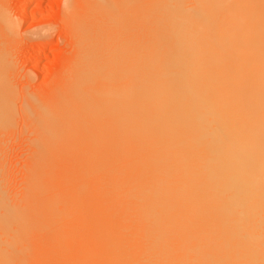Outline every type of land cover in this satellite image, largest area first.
I'll return each mask as SVG.
<instances>
[{"label":"bare ground","instance_id":"6f19581e","mask_svg":"<svg viewBox=\"0 0 264 264\" xmlns=\"http://www.w3.org/2000/svg\"><path fill=\"white\" fill-rule=\"evenodd\" d=\"M70 5L77 50L68 78L53 100L27 104L30 124L55 145L36 146L21 203L0 189V264L32 260L33 252L21 255L26 245L46 264H263L264 0ZM1 72L0 124L13 106ZM59 145L80 153L83 174L46 161L64 153ZM125 175L131 188L121 186L128 192H119V204L108 182L126 184ZM86 179L101 189L96 202L90 186L93 205L111 202L112 187L108 194L114 188L115 201L130 210L134 230L124 240L123 230L116 234L122 243L107 239L99 221L90 231L96 225L88 218L101 209L83 201ZM81 195L96 211L83 217L84 234L80 222L79 229L60 223ZM48 218L59 222L45 225V234L40 222Z\"/></svg>","mask_w":264,"mask_h":264},{"label":"rangeland","instance_id":"374dc122","mask_svg":"<svg viewBox=\"0 0 264 264\" xmlns=\"http://www.w3.org/2000/svg\"><path fill=\"white\" fill-rule=\"evenodd\" d=\"M72 1L73 0H0V16H1L0 17V19H1L0 20V31H1L0 32V70H2V72H1L2 75H3V73L5 74L4 75V76H6L5 79L8 80V82H9L8 84L10 85L9 87L12 90L11 91L12 96H10V98H12L11 104L13 105V106H11L9 117L8 116L5 117L3 120L4 122L1 121V124H0V169H1L0 170V172H1L0 173L1 174L0 180L2 179L1 180L2 184L0 181V185H1L0 189L1 190L4 189V192L6 190L8 192V195H7V192L5 193L6 197H8L7 199H9V201H13L15 203L21 197L24 196L23 194L25 193V191L28 187L27 186L29 184V177L28 176H30L29 175L30 170L28 171V169L31 168L29 166H31L30 163L32 162L31 160H33L32 156H34L33 153L35 152L34 150H35L36 146L41 145L47 151H51L52 150L51 145L54 143L53 141H56V138H55V140L52 139L53 141H51L50 138H53V137L50 135L48 136L46 134L43 136V138L39 137V135H38L39 132L36 131V127H38L37 130L39 129V131H40V127L37 124H35V125H37L36 127H35V125H31V124H34V122H33V119H29L30 117L28 115L27 104H28V102H30V100H34V99L37 101L41 100L42 102H44L45 100H47V101L53 100L55 98V96L53 95V94H55V90L57 88H59L61 85H63L68 78L69 71L73 66L72 61L75 57L74 53L77 50V45H76L77 42H75L76 41L75 40L76 39V32H75V28H74L75 24L72 23L71 18L69 16L70 12L73 11L72 9L71 10L69 9V6H71L70 4L72 3ZM25 114H27V115H25ZM27 119H28V121H27ZM29 121L31 122V124ZM51 123H53V122L49 121V125ZM46 137H49V138L46 139ZM60 143H63V141ZM54 145L55 144H53L52 147ZM59 146H61V145H59ZM260 147H258V149L259 148L262 149L264 146H260ZM61 148L63 149V152H64L62 155H60L58 157H56L55 155H47L45 157L46 161L63 165L64 167L60 168V170H59L60 172H63V171L64 172L71 171L74 173L78 172L79 171V164L82 163V157L79 156L80 153H78L77 150L70 151L64 145H62ZM252 160H253L252 161L253 164H257L259 159L257 157H253ZM71 168H74V169H71ZM76 174L79 175V174H83V173H76ZM94 174H96V173H94ZM94 174H92V175H94ZM97 174H98V172H97ZM71 175H73V173ZM92 175H90V177H93ZM85 176L87 177L89 175H85ZM125 176L127 178L126 184L121 183L122 181H120V179H119L121 177L116 179V180H118L119 183H116L117 181H115V180L113 182L112 177H111V181H110V179H108L110 182L103 181V179H101V177L107 179V176L104 177V175L101 176L99 178V180L100 181L102 180L101 183H104V185H107V182H108L109 186L110 185L112 187L116 186V187H114V188H116L115 191L119 190L117 192V194L121 191V195L125 196L127 194L126 192H128V191L125 189L123 190V188H125V187H126V189L129 187L131 188V185H130L131 182L129 181L130 179L128 178L129 175H125ZM82 177L81 178L79 177V180L76 179V181L79 182L82 179ZM90 177H88V178H90ZM69 178H70V175H69ZM73 178H74V182H75V177H73ZM76 178H78V177L76 176ZM96 178H98V177H96ZM91 179L93 181L95 180L94 178H90L88 180H91ZM106 179H104V180H106ZM88 180L85 182L83 181L85 184H87V185H85V186H87V189H86V187H84L85 191L82 193V195L85 193L83 195L84 200L82 199V195H81V198L79 197L80 195L77 197L79 199V201L77 198H73L74 200H76L74 202L79 205V206H77L73 202V199L72 200L70 199L69 202L72 205L69 204V202H68V204H67V215H68V217L70 215H72V217L71 216L69 218L66 217L63 221H60V223L62 224V226H68L70 224V222H72L71 223L72 226L74 224H76L77 222L78 223L80 222L79 224H82V225H84V224L87 225L86 224L87 222H85V221H84L85 223H82V222H83L84 218L86 220V218H88L87 216L90 215L89 211L91 210L93 213H95L97 210L100 211V209H101L100 213L97 211L96 214H94V215L91 214L92 215L91 219L90 218H88V219L90 221H92V225L93 224L96 225V222L99 221L98 223H99L100 227L102 226V230L104 232L106 231L105 237H107V236L109 237L112 234H114L111 237H109V239L111 238L110 240H115V241L119 242V244L122 243L123 242L122 238L120 237V235H116V234L119 233V231H121V232L124 231L123 236L125 235V237H123L121 234V236L123 237V240H124V239L128 238L130 236L131 232L134 230V221H133V218H131L132 216L130 214L131 213L130 210L128 208L122 207L121 205L120 206L118 205V203L121 204L122 202H124V201H120V200H124V199H122V196H121V198L119 197L120 193L118 194L120 202L117 201L118 202L117 203L115 201V199H116L115 197H117L116 196L117 194L114 191V188L112 189L113 190V194H112L113 196L108 194L109 193L108 191H110V189L112 187H110V189L108 191L106 190L107 193H105V196L108 195V197L111 198V199H109L106 196L107 197L106 200L112 202V203L108 202L109 204L111 203V205H109L106 201L105 202L103 201L104 202L103 205L100 203L99 204L97 203L98 206L96 204L93 205L92 200H95L96 198L92 199V198H89V196L91 197V195L92 196L96 195V196H98V198H100L99 196H101V195H98L97 191L101 192V189L99 188V190H97L98 189L97 187L101 183L98 182L99 180L98 181L96 180L99 184V185H97L96 182L94 181L96 186H97L95 188V186L94 187L91 186V184H92L91 182H93V181H90V184H89ZM122 180H124V179H122ZM71 182H73V180H71ZM94 182L92 185H95ZM3 183L5 184L4 185L5 187L2 186ZM127 184H129L128 185L129 187L127 186ZM104 185H101V186L103 187ZM90 186L92 187V190L95 188V190H93V192L94 191L96 192V193L94 192V195L92 192L89 191L91 189ZM109 186L107 185L105 187H109ZM121 186H125V187H122V190H121ZM118 187H120V188H118ZM105 189H104V191H105ZM112 190H111V193H112ZM102 191H103V189H102ZM124 191H126V192H124ZM89 193H91V194H89ZM123 193H124V195H123ZM86 194H87V196H85ZM102 194H103V192H102ZM9 196H10V198H9ZM11 196L12 197L15 196V197L12 198ZM86 197H88V198H86ZM113 197H114V199H113ZM15 198L18 200L15 201ZM81 199L83 201H87V199H88V201H90L89 199H91L90 203H91V205L97 207L96 211H95L93 206H90V203L88 204L89 207H88V205L87 206L85 205L86 203H88V201L86 203L84 202L85 203L84 204L83 201H81ZM101 199H102V197L100 199H98L97 201L96 200L95 201L98 202ZM112 200H114V202ZM116 200H118V198ZM19 201L21 203L22 199H20ZM80 202H82L81 205H80ZM113 203H114V205H112ZM115 203H117V204H115ZM99 205L103 206V208H101ZM107 205L109 207H107ZM70 207H71V209H70ZM77 207L79 209L82 207V209L79 210V211H81V210L82 211L81 212L78 211V213H76L77 212L76 210H78ZM87 207L89 208V210ZM113 207H115V208H113ZM85 208H87V209H85ZM83 209L85 211L88 210V211H86V213H88V214L84 213L85 211L83 212ZM110 209L113 211H111ZM122 209H123V211H122ZM70 211H72V212L70 213ZM82 212L84 215L82 214ZM115 213H116V217L118 219V222L120 221L122 223V221H124L123 223L125 225L121 224V225H123L122 227L121 226L119 227L120 224L118 222H116V220H117L116 218H115L116 220L115 219L112 220L114 217L113 215ZM117 213H120V214H117ZM81 214H82V216H81ZM104 214H106V216ZM107 214L109 217L107 216ZM99 216H100V218H99ZM129 216H130V218H129ZM74 217H75V220H74ZM45 220L48 221L49 224ZM59 220H61V219H59ZM89 220H88V222H90ZM125 220H126V222H125ZM50 221H51V223H50ZM67 221H68V224H65ZM113 221H115L118 224V225L116 224V226H118V229L115 227L116 232L114 231V229L112 230V227H114V224H115ZM129 221H131V223H129ZM43 222H45V223H43ZM52 222H54L55 226L58 227L59 221L56 222L55 219L50 220L49 218L44 219V221L42 220L40 222V225L41 224L44 225V226L41 225V227H43V230L46 229V228H44L45 225L47 228L50 227L54 230L55 227L54 228L52 227ZM127 223H128V225H127ZM50 224H51V226H49ZM61 224H60V226H61ZM131 224H133V225H131ZM71 225H69V226H71ZM76 225L78 226V224H76ZM85 225L82 226L83 228L80 227L81 231H83V230L89 231V228L85 227ZM92 225L90 223V225L88 224V227H90ZM97 225L95 226V228L90 227V231H92V229L95 230L96 227H98ZM84 227H85V229H84ZM106 227H107V229H106ZM77 228L79 229V226ZM104 228H105V230H104ZM129 228H132V231ZM110 229H111V231H110ZM46 230L44 231L45 234H47ZM49 230L50 229H48L47 231L49 232ZM128 230L130 232H128ZM125 231L128 232V234ZM84 233H86V231L85 232L83 231V234ZM108 233H110V234H108ZM103 236H104V233H103ZM118 236L121 239H118ZM108 237H107V239H108ZM98 239H100L99 242H103V241H101L102 237H99ZM104 241H106V239ZM22 244L20 245V247L23 248L25 243H22ZM20 247L18 246L17 248H19V250H21ZM25 247L31 248L30 245L29 246L26 245ZM24 249L25 248H23L21 250V255H25V253H27V255H29V257H30L31 256L30 254L33 252L32 255L36 256V257H34V258L30 257V258H32V260L27 258L28 256L26 257L25 260L22 257V262L20 261L21 264L23 263V260L25 262L27 260V262H26L27 264L32 263V261H33V263L34 262L36 263L37 259L39 261L36 264H38V263H41V264L45 263L46 264L45 260L40 259L37 256V254H35V252L32 251L33 248H31L32 250L30 249V251L28 249H26L28 252L25 251ZM105 249H107V248H105ZM23 251H25V252H23ZM107 251L108 250H106L105 252H107ZM29 252H30V254H28ZM28 260L31 262H29ZM263 260H264V257H263ZM20 262H19V264H20ZM263 264H264V261H263Z\"/></svg>","mask_w":264,"mask_h":264}]
</instances>
